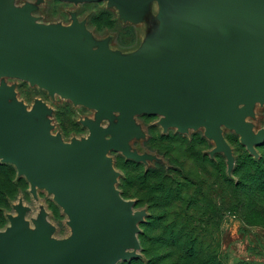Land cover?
Instances as JSON below:
<instances>
[{
    "label": "water",
    "instance_id": "95a60500",
    "mask_svg": "<svg viewBox=\"0 0 264 264\" xmlns=\"http://www.w3.org/2000/svg\"><path fill=\"white\" fill-rule=\"evenodd\" d=\"M107 1L133 22L158 1L157 51L147 45L139 57L121 59L109 55L107 42L90 49L83 23L75 20L68 31L43 26L30 17L29 6L18 9L14 0H0V79L29 81L97 110L100 118L121 113L109 127L101 119L86 121L88 139L70 144L50 133L44 105L38 104L33 119L23 102H7L14 88L0 84V157L33 190L54 193L74 227L72 237L52 240L43 216L32 231L26 208L18 207L12 227L0 231V264H117L136 255L144 211L122 197L114 185L118 173L106 157L116 150L136 161L152 158L128 144L144 135L134 127L135 114H161L165 129L181 132L205 126L216 143L213 152L225 153L229 170L234 156L222 125L234 129L253 155L264 142V126L254 133L246 121L250 109L241 106L264 102V0Z\"/></svg>",
    "mask_w": 264,
    "mask_h": 264
},
{
    "label": "rangeland",
    "instance_id": "374dc122",
    "mask_svg": "<svg viewBox=\"0 0 264 264\" xmlns=\"http://www.w3.org/2000/svg\"><path fill=\"white\" fill-rule=\"evenodd\" d=\"M14 4L18 9L29 6L30 17L43 26L68 31L75 20L83 23L89 33L83 41L91 43L90 49L107 42L109 55L121 59L139 57L147 45L157 51L161 38L158 1L149 2L139 22L126 19L119 7L107 0L78 4L64 0H14ZM3 83L15 91L7 102H23L33 119L39 117L38 104L44 105L50 133L60 135L62 142L73 144L75 140L88 139L86 121L101 119L104 127L119 123V112L100 118L97 110L59 94L52 95L29 81L4 77L0 79ZM241 106L249 107L246 121L256 133L264 126V102ZM163 118L153 113L133 116L134 127L144 135L132 137L128 144L132 151L150 154L152 158L136 161L116 150L106 154L118 173L115 187L122 197L133 201L135 211H144L138 223L140 248L135 250L136 255L117 264H146V256H151L156 264H182V254L163 241L173 224L187 221L191 227L199 228L203 264H264V207H243L237 202L235 190L237 169L251 158L264 155V142L256 146L257 156L253 155L234 129L222 125L234 156V166L229 170L225 153L213 152L216 143L206 135L205 126H190L185 132L176 126L165 129ZM0 163L15 168L13 171L0 165V231L11 228V218L18 217V207H24L30 230H35L36 221L43 216L53 229L50 239L72 237L71 214L58 203L54 193L46 187L36 186L33 190L14 164L1 157Z\"/></svg>",
    "mask_w": 264,
    "mask_h": 264
},
{
    "label": "trees",
    "instance_id": "16d2710c",
    "mask_svg": "<svg viewBox=\"0 0 264 264\" xmlns=\"http://www.w3.org/2000/svg\"><path fill=\"white\" fill-rule=\"evenodd\" d=\"M0 165L15 170L14 166L10 164L0 163ZM237 170L239 176L235 190L238 195V204L243 207H264V155L258 159L251 158L245 166ZM200 237L199 228L191 227L187 221L182 224H173L171 232L165 233L163 243L171 244L172 247L177 248V251L182 254V258L185 259L182 264H203L204 255L199 249ZM146 257H148L146 264H156L151 256ZM177 264L181 263L177 262Z\"/></svg>",
    "mask_w": 264,
    "mask_h": 264
}]
</instances>
